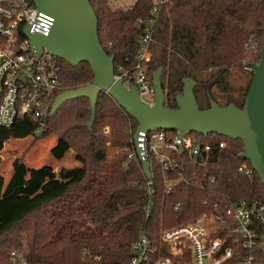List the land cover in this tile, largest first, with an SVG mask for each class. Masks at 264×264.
<instances>
[{"label":"trees","instance_id":"obj_1","mask_svg":"<svg viewBox=\"0 0 264 264\" xmlns=\"http://www.w3.org/2000/svg\"><path fill=\"white\" fill-rule=\"evenodd\" d=\"M111 1L90 0L99 20L100 42L115 58V68L132 72L144 23L153 19L152 9L161 0H137L127 10L112 7ZM263 32L264 0H171L157 17L149 79L153 82L154 72L164 69L166 105L176 109L183 80L192 78L198 83L194 93L200 109H208L215 102L212 86L226 84L223 90H229L232 71L246 66V45L257 37L262 46ZM256 57L259 63L261 52ZM60 64L65 90L94 81L88 63L72 66L60 59ZM208 72L212 75L207 80L199 79ZM232 103L244 109L246 100ZM91 119V102L77 98L42 125L27 117L0 129V154L9 141L31 136L40 141L55 135L82 161L81 169L64 171L67 182L49 185L0 224V264H13L12 251L35 264H129L131 247L143 231L158 240L162 229L194 221L212 212L216 204L264 201V184L251 162L242 157L245 146L240 140L192 133L211 145L209 159L206 164H185L187 182L167 195L160 166L152 164L153 185L149 187L141 165L128 161L137 121L105 92L97 99L89 128ZM106 128L109 135L104 134ZM222 141L227 148H219ZM22 190L14 187L9 198ZM150 203L152 212L147 218Z\"/></svg>","mask_w":264,"mask_h":264},{"label":"built area","instance_id":"obj_2","mask_svg":"<svg viewBox=\"0 0 264 264\" xmlns=\"http://www.w3.org/2000/svg\"><path fill=\"white\" fill-rule=\"evenodd\" d=\"M170 2H157L151 12L153 19L144 23L134 70L115 68V80H125L127 88L136 86L141 99L151 106L156 99V89L148 75L153 58L151 46L157 17ZM53 23L54 18L39 11L32 0H0V129L11 128L27 117L42 125L50 116L54 95L65 91L60 59L46 48L37 56L27 35L29 30L31 35L48 36ZM257 42L259 38L251 37L247 52ZM104 134H110L109 128ZM135 134L136 131L131 138L133 148L128 151V161L138 162L141 168L144 162L149 163L150 178L142 169L149 187L153 185L152 164L160 166L167 195L187 182L184 165L200 161L206 164L212 150L211 145L194 138L192 133L180 138L178 131H141L137 144ZM218 146L225 149L227 143L222 141ZM151 206L150 203L147 218L151 216ZM10 257L13 264H35L18 251H12ZM129 264H264V201L216 204L212 212L194 221L162 229L158 240L143 231L131 247Z\"/></svg>","mask_w":264,"mask_h":264},{"label":"water","instance_id":"obj_3","mask_svg":"<svg viewBox=\"0 0 264 264\" xmlns=\"http://www.w3.org/2000/svg\"><path fill=\"white\" fill-rule=\"evenodd\" d=\"M32 1L39 11L54 18L48 36L31 35L27 31L37 56H41L46 48L52 55L72 66L88 63L95 76L90 85L60 93L52 105L50 116L66 102L86 98L92 106V119L88 125L92 128L97 99L101 92H105L137 121L134 136L136 144L141 131L154 129L178 131L180 138L198 133L204 137L218 134L240 140L245 146L242 157L251 162L264 184V34L261 60L254 66L255 72L244 109L233 103L223 107L216 102H212L208 109H200L194 93L198 83L192 78L183 80V94L177 97L178 108L172 109L166 105V93L161 80L163 68L153 74L156 99L152 106L141 99L136 86L127 88L125 80H115V58L108 55L100 42L99 20L90 0ZM142 169L145 176L150 178L148 162L143 163Z\"/></svg>","mask_w":264,"mask_h":264},{"label":"rangeland","instance_id":"obj_4","mask_svg":"<svg viewBox=\"0 0 264 264\" xmlns=\"http://www.w3.org/2000/svg\"><path fill=\"white\" fill-rule=\"evenodd\" d=\"M136 1L112 0L111 6L127 10L131 9ZM260 49L261 41L247 52L245 68L232 71L227 82L228 91H224L220 84L212 86L211 95L216 103L224 107L230 101L240 104L247 100L245 95L253 79L254 66L258 64L256 56L261 52ZM211 75L212 72L203 73L199 75V79L204 81ZM225 85L223 84L224 88ZM36 136L40 137L41 131ZM0 156V224L12 217L24 201L45 192L49 185L67 182L64 171L82 167V161L55 135L40 141L33 136L9 141L4 145ZM14 187H21L23 190L16 198L11 199L9 194Z\"/></svg>","mask_w":264,"mask_h":264}]
</instances>
